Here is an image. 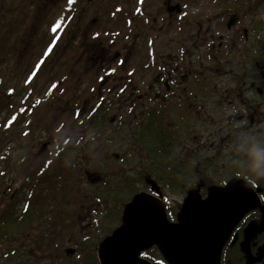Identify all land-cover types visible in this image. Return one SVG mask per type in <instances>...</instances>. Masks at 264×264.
<instances>
[{
    "label": "flooded vegetation",
    "instance_id": "af4514ba",
    "mask_svg": "<svg viewBox=\"0 0 264 264\" xmlns=\"http://www.w3.org/2000/svg\"><path fill=\"white\" fill-rule=\"evenodd\" d=\"M184 2L185 0H0V75L5 77L3 88L7 90V95H11L9 88L11 76L26 75L29 76V87L32 86L30 89L41 90L40 83L34 81L32 77L45 72L56 77V85L49 91L53 97L60 90L67 92L64 83L70 88L74 84V76L85 75L86 70L98 69L104 71L106 77H109L115 73L116 68L113 66L115 63L117 66H128L138 77H143L138 83L130 82L129 84L115 83L114 80L104 78L100 85L101 92L93 106L94 109L99 107V110L103 111L100 114V120L104 122L106 113L109 116L113 107L134 108L135 112L132 111L125 117H127L126 122L133 123L134 126L130 127H134L137 137L136 132L142 124L141 120L148 114L150 116L162 114V119L168 120V112L174 113L176 119L173 122L168 120V122L180 138L179 143L174 145L166 143V147L170 145L174 147L172 149L168 147L167 150L179 155V160L182 158L183 169L188 163L193 164L197 181L195 180V184L188 188L186 195L190 189L200 187L202 199H206L210 187L225 186L230 179L235 178L215 183L213 180H208L209 170L230 171L231 167L238 163L235 162L236 158L243 159L246 163L254 161L264 169L262 162L264 141L256 142L254 149L248 147L250 144L246 147V150H251V155L249 151H241L245 149L243 145L247 140L249 125L257 126V133L261 139L260 128L264 127V123L260 122L259 116L258 119L254 116L255 107H252V115L249 114L251 113L249 110H247L248 114L242 117L228 116L225 112L223 116L212 120L208 125L203 123V115L200 111L205 107V101L201 100L204 90L197 91L198 86L190 87L188 81L194 73L199 71L198 66H203L202 60L201 64L199 62L200 47L203 43L206 45L210 39L204 40L202 33L198 30L194 44L189 49L179 45L178 55L170 52L171 44L166 39V27L171 26V19L176 16L183 18L186 14ZM237 16L236 25L231 29L228 28L229 32L237 28L240 20L238 14ZM57 24L60 27L54 32L53 29ZM179 28L182 30V26ZM244 34L246 39H249L247 38L249 32L246 29ZM221 38L226 40L228 35ZM161 39L163 41L158 44L157 42ZM192 48H194V55ZM192 56L195 58L194 63H191ZM218 60L216 53L213 54L212 62L216 63ZM146 77L152 79L148 80ZM218 92L220 90L214 87L211 94L204 95V98L210 97L211 99H208L210 104L212 100H215L217 109L224 107L226 101L232 102L228 98L223 100ZM68 99L74 102V95ZM77 101L80 100L76 99ZM240 101L245 103L243 99ZM243 105L250 109L247 104ZM186 107L191 110H186ZM118 117L120 120V116L113 115L111 123L114 124ZM209 125H211V132L206 130ZM167 137H169L168 134L164 135L165 139ZM175 145L179 147L176 149ZM155 146L159 147V144L155 143L149 149L142 147L141 152H147V158H149H145L147 165L151 155L166 152L164 144V149H157ZM212 150V155H205L206 151ZM184 154L187 155L186 158ZM221 158L228 160L226 163L223 160L219 163ZM174 160L177 161V158ZM140 161V166L144 167L142 156ZM157 167L158 165H152L153 169H160ZM109 175V173L104 177L99 175L97 179L105 184L104 181H110ZM149 179L152 178L146 180L147 185H149ZM261 185L264 186V182H261ZM158 186L160 196L152 190L151 185L148 186L147 191L141 192L150 193L162 200V192L166 191V189L163 190L166 182ZM259 188L261 189L260 202L264 206V188ZM132 198L124 203L120 222L116 228L122 224L124 207ZM185 198L177 203V207H170L162 201L171 222H177V214ZM115 208L119 210V205ZM261 221L260 208L249 211L241 218L223 247L220 264H248L247 254L242 251V242L246 239L248 227L254 223L259 224ZM263 247L264 232H261L250 241L249 249L252 258H257ZM153 249L157 250L160 257L153 263L167 264L157 247L149 251ZM254 264H264V256Z\"/></svg>",
    "mask_w": 264,
    "mask_h": 264
},
{
    "label": "rangeland",
    "instance_id": "374dc122",
    "mask_svg": "<svg viewBox=\"0 0 264 264\" xmlns=\"http://www.w3.org/2000/svg\"><path fill=\"white\" fill-rule=\"evenodd\" d=\"M235 1L237 0H185V16L183 18L176 16L171 19V26L166 27V39L171 44L172 54L180 53L179 45L189 49L197 39L198 30L202 33L204 40L205 38L210 39L208 43L205 42L206 45L203 43L200 47L199 62L201 64L202 60L203 66H198L199 71L194 73L188 81L190 87L198 86L197 91L204 90L201 100L205 101V107L200 114L203 115V123L207 125L212 120L223 116L225 112L228 116L242 117L248 114L247 110H249L251 111L249 114L252 115V107L256 109L254 112L256 119L259 116L260 122L264 123V53H260L259 48L256 47L259 45L258 39L264 42V0H250V6L242 9L226 8L228 3H235ZM235 13L240 17L239 24L236 29L233 28L229 32L227 23ZM181 26L182 30L179 28ZM245 29L249 32L247 37L249 39L245 37ZM207 31L209 32L206 34ZM226 35H228L226 40L221 38ZM162 41L163 39L157 43L160 44ZM193 51L194 48H192L194 55ZM215 53L219 58L216 62L218 63L217 68L212 62ZM192 57L191 63H194L195 58ZM113 66L116 68L115 73L109 77H106L104 71L98 69L86 70L85 75L74 76V84L70 88L64 83L67 92L60 90L53 97L49 91L52 86L56 85V77L45 72L32 77L34 81L40 83L41 90L30 89L32 86L29 87V76H11L9 86L11 95H7V90L3 88L5 77L0 75V203L19 190L23 183L24 172L27 174L28 169L37 168L47 159V152L51 151V147L66 141L68 137L75 141L79 136L80 141L77 145L80 144L83 148L82 152L77 154L67 153L61 163L71 174L75 173L73 175L75 183L72 185L80 190V193L74 197L73 204L68 208V215L73 222L71 224L75 227L74 234H79L80 230L86 231L85 235L92 232L98 239L107 232L108 223L114 222V217L110 216V212H114L115 207L120 206L118 198H115L109 191L116 190L122 173L136 176L139 171H142L149 173L148 178L154 177L152 171L157 169H153L152 165L157 166V160L150 158L148 165L140 166V157L147 158V152H141L139 138L134 133V127H130L133 123L120 122L119 117L114 124L111 123L113 115L124 117L132 111L135 112L136 109L113 107L109 116L106 113L104 122L90 124L93 118H95L94 122L100 120V114L103 113L99 107L96 108L97 110L94 109V112L92 109L96 97L101 92L100 85L104 78L114 80L115 83L129 84L130 82L138 83L143 77H138L128 66H117V63ZM146 79L152 78L146 77ZM214 87L220 90L218 93L223 100L228 98L232 101L224 102L225 108L217 109L215 100H212L210 104L208 99L211 98H204V95L211 94ZM69 95H74V102L68 99ZM76 99L80 101L76 102ZM242 99L245 103L240 101ZM243 104L250 106V109ZM175 119V114H170L169 111L168 120L173 122ZM256 128L257 126L249 125L247 140L243 145L245 149L241 151H249L246 150L249 144L248 147L254 149L256 142L264 141V127L260 128L261 139ZM206 130L211 132V125ZM250 151L249 155H251ZM212 154L213 150L205 152V155ZM239 154L242 155V153ZM177 156L179 158V155ZM184 157L186 158L187 155L184 154ZM222 160L226 163L228 159L221 158L219 163ZM180 162H183L182 158ZM262 162L264 163V160ZM209 171L208 180H213L215 183L227 181L230 178L229 170ZM107 173L111 174L110 181H104V184L97 179L99 175L104 177ZM65 180V178H60L58 182L61 184ZM8 186L9 189L7 188V192L4 193V188ZM140 187L143 186L140 185ZM260 187L264 188L262 185ZM182 191H163L162 201L170 207H177V203L182 201L186 195V191ZM100 193L106 194L107 202H105V197L98 196ZM99 199L101 202H98ZM3 208L4 206L0 205V213ZM44 223L43 219L37 222V226L45 232L47 229H54L57 234L66 226L63 223L59 226ZM85 235L82 237L73 235L72 238L66 236L64 240L62 237L58 238L52 243L53 249L58 247V244H62L63 248L59 255H63L66 249L77 248L75 241L83 242ZM20 238L19 236L12 237L9 242L1 243L0 264H5L7 255L4 256V253L12 251L11 246L17 247L21 244L23 239L20 240ZM31 241L26 239L22 243L28 246ZM40 256L38 264H47L48 260L43 258L41 262Z\"/></svg>",
    "mask_w": 264,
    "mask_h": 264
},
{
    "label": "trees",
    "instance_id": "16d2710c",
    "mask_svg": "<svg viewBox=\"0 0 264 264\" xmlns=\"http://www.w3.org/2000/svg\"><path fill=\"white\" fill-rule=\"evenodd\" d=\"M249 3L250 0H237L235 3H228L226 8L235 7L242 9L249 7ZM258 43L259 45L256 47L259 48L260 53H264V42L258 39ZM216 65L218 66V63ZM188 109L186 107V110ZM92 110L94 112V108ZM77 112L78 109L76 110ZM126 119L127 117L123 118L120 116L121 122L126 121ZM178 119L182 120L181 118ZM94 120L95 118L90 121V124L92 123L94 125L102 121L96 120L94 122ZM141 122L142 124L139 125V130L136 132L141 147L149 149L157 143L160 148L158 146H155V148L164 149V144L166 151L165 154L157 153L156 155H151L154 161L157 160V168L160 167V169L152 171L154 175L152 179H155L158 185L165 184L166 182L163 190L166 189L176 192L183 190L182 192H185L187 188L195 184L196 173L194 172L193 164L188 163L186 168L183 169V162H180L176 153L167 150L168 147L171 149L174 148L171 145L179 143L180 137L175 134V130L171 128L168 120L166 118L165 120L162 119V114L159 116H150L148 114ZM187 122L186 124H189ZM178 123L180 124L182 122ZM166 134L169 137L165 139L164 135ZM79 141V136L76 137L75 141L68 137L66 141L52 146L51 151L47 152V159L44 162L34 170L28 169L27 174L26 172L23 173V183L19 190L14 195H10L9 199L1 201L0 205H3L4 208L0 213V245L1 243L9 242L12 237L14 238L16 236L21 237L20 240L23 239V243L26 239L32 240L28 246L23 245L22 242L17 247L11 246V250H13L8 251L6 254L4 253V256L7 255L4 261L5 264H38L40 255L41 262L44 258L48 260L47 264H99L96 252L97 244L104 237L110 235L120 222L124 203L130 200L133 195L138 194V192L148 190L149 185H147L146 180L150 176L148 175L149 173L139 171L136 176L122 173L116 190L109 191L113 193L115 198H118L120 202L119 210L117 211L115 208L114 212H110V216L114 217V222L108 223L109 226L106 229L107 232L102 236L103 238L99 237L97 239L96 235L92 232H87L88 235H85L86 231L81 230L79 234H74L75 227L74 224H71L73 222H71L70 216L68 215V208L73 204V199L80 193V190L72 185V183H75L73 177L75 173L71 174L61 163L67 153L75 152L74 154H77L82 152L83 148H81V145H77ZM166 143H170L171 145L166 147ZM175 146L176 149L179 147L178 145ZM174 158H177V161ZM235 162L238 163L231 167L229 171L230 178H243L253 187H260L261 182H264V169L254 161L246 163L243 159L238 160L236 158ZM144 164L147 165L146 159H144ZM60 178H65L66 180L60 184L58 182ZM140 185L143 187L139 188ZM7 188L9 189V186L4 188V193L7 192ZM118 190L119 192H117ZM98 196L105 197V202H107L106 194L100 193ZM98 202H101V199ZM43 219L45 225L51 224L59 226L60 223H63L66 226L58 234L55 233L54 229H47L45 232L37 226V222L43 221ZM73 235L78 237L85 235L83 236V242L80 240L76 242L75 240L77 239H73L77 248H73L75 252L73 256L70 255L72 257L67 256L66 253L59 255L63 248L62 244H58V240L57 249H53L52 243L58 238L62 237V240H64L66 236L67 238H72ZM90 235L92 236L90 237ZM143 256L152 262H157V259H160L159 253L155 249L147 251Z\"/></svg>",
    "mask_w": 264,
    "mask_h": 264
},
{
    "label": "water",
    "instance_id": "95a60500",
    "mask_svg": "<svg viewBox=\"0 0 264 264\" xmlns=\"http://www.w3.org/2000/svg\"><path fill=\"white\" fill-rule=\"evenodd\" d=\"M238 16L232 15L228 28L236 25ZM148 184L160 196L155 180ZM260 188L254 189L242 178H232L225 186H212L206 199L200 187L190 189L177 214V222L168 219L162 200L150 193H138L123 210L122 224L98 245L100 264H156L142 257L157 247L167 264H220L221 254L233 228L251 210L260 208L262 221L246 230L242 251L248 264L264 256V247L252 258L250 241L264 232V206ZM67 255L74 249H67Z\"/></svg>",
    "mask_w": 264,
    "mask_h": 264
},
{
    "label": "snow or ice",
    "instance_id": "6c2138e0",
    "mask_svg": "<svg viewBox=\"0 0 264 264\" xmlns=\"http://www.w3.org/2000/svg\"><path fill=\"white\" fill-rule=\"evenodd\" d=\"M60 27V25L59 24H57L56 25V27L53 29V31L55 32L56 31V29H58ZM49 51H51V49H49Z\"/></svg>",
    "mask_w": 264,
    "mask_h": 264
}]
</instances>
